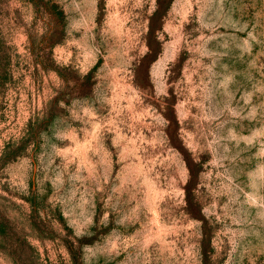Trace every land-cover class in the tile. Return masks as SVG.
<instances>
[{"label":"rangeland","instance_id":"rangeland-1","mask_svg":"<svg viewBox=\"0 0 264 264\" xmlns=\"http://www.w3.org/2000/svg\"><path fill=\"white\" fill-rule=\"evenodd\" d=\"M0 264H264V0H0Z\"/></svg>","mask_w":264,"mask_h":264}]
</instances>
